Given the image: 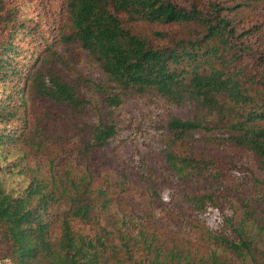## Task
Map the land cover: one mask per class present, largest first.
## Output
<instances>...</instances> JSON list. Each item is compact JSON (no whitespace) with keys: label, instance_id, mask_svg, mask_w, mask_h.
Listing matches in <instances>:
<instances>
[{"label":"trees","instance_id":"obj_1","mask_svg":"<svg viewBox=\"0 0 264 264\" xmlns=\"http://www.w3.org/2000/svg\"><path fill=\"white\" fill-rule=\"evenodd\" d=\"M10 1L0 0V241L7 252L1 264H264V174L254 179L260 203L239 199L215 232L200 215L215 207L213 191L227 186L228 175L220 159L197 154L193 143V132L223 133L224 144L250 154L264 172V26L243 17L264 14V0L203 8L183 0L65 1L68 32L58 44L84 51L121 91L104 100L107 106H119L121 94L152 92L166 104L194 107L190 119L166 123L164 157L180 185L203 191L187 205L175 201L159 213L141 206L140 214L110 205V194L128 183L125 174L99 180L87 163L116 135L111 123L90 127V139L76 150L78 163L61 172L37 165L50 159L57 139L34 96L79 113L87 100L53 69L17 66L19 45L36 29H29L25 1ZM12 177L22 179L18 190ZM140 178L156 195L152 176Z\"/></svg>","mask_w":264,"mask_h":264},{"label":"rangeland","instance_id":"obj_2","mask_svg":"<svg viewBox=\"0 0 264 264\" xmlns=\"http://www.w3.org/2000/svg\"><path fill=\"white\" fill-rule=\"evenodd\" d=\"M12 1L14 2V0L10 2ZM23 1L27 7L24 13L32 26L29 29L36 30L34 34L30 33L24 38L22 46L19 45L20 56L14 58L17 66L20 68L24 66L26 69L36 64L38 69H53L87 100L85 110L79 113L49 99L34 96V106L38 108L39 115L44 112L49 115L47 121L52 128L53 136L57 139L52 141L53 145L48 150L51 152L50 159L46 160L44 156L37 163L42 167V171L47 172L48 167L52 165L55 171L61 172L59 167L62 165H73L81 161V158H77L76 150L84 141L90 139V127L106 122L116 127V135L103 148L93 150L88 155L87 163L95 177L101 178L99 180L107 178L108 181H116L118 174H125L128 177L125 186H117L116 194L114 192L110 194V198L115 199L110 205L118 212L125 213L131 210L140 214L143 211L142 207H145L148 211L153 209L155 213H159L162 207H171L175 201L178 206L185 205L186 199L191 197L192 193L202 192V188L196 187L195 184L180 185L169 171L164 157L167 141L166 123L173 117L190 119L195 114L194 107L166 104L152 92L143 95L129 92L121 94L122 102L119 106H107L104 100L120 90L105 80L100 68L89 61L84 51L74 46L67 51L58 44L61 35L68 32L66 0ZM23 1L15 0L14 5L17 3L21 5ZM192 1L203 8L211 1L222 0H183V4L189 5ZM243 17L245 22L247 19L254 22L262 21L264 26V14L255 13L253 16L243 14ZM137 30L144 33L149 29L140 26ZM20 37L22 38V35ZM96 85H100L101 89ZM221 135L226 137L223 133L213 135L212 138L210 134L204 132H193L195 152L204 157L211 155L220 159L219 165L223 166L228 175L227 186L213 191L218 199L215 201V207L207 208L206 212L200 215L206 225L215 232L222 230V215H232L239 199L260 203L255 194L258 187L254 179H259L264 174L250 154L228 143L224 144ZM140 175L145 178L152 176L151 183L156 184V195L149 196L150 191L146 190ZM10 183L16 190L22 187L20 178L12 177ZM122 188L125 189L124 192ZM148 202L150 206L147 205ZM260 218L264 222V212ZM154 221L158 228L163 227L159 215L154 214ZM171 229L179 230V225L173 222ZM6 253L0 241V264Z\"/></svg>","mask_w":264,"mask_h":264}]
</instances>
